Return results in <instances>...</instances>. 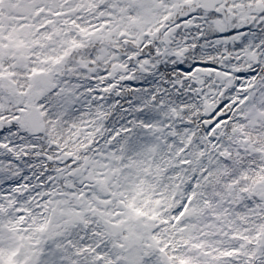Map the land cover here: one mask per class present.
I'll return each mask as SVG.
<instances>
[{
  "label": "snow or ice",
  "instance_id": "1",
  "mask_svg": "<svg viewBox=\"0 0 264 264\" xmlns=\"http://www.w3.org/2000/svg\"><path fill=\"white\" fill-rule=\"evenodd\" d=\"M0 264H264V0H0Z\"/></svg>",
  "mask_w": 264,
  "mask_h": 264
}]
</instances>
